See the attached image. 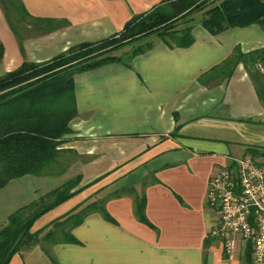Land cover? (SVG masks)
Listing matches in <instances>:
<instances>
[{"label":"crops","instance_id":"1","mask_svg":"<svg viewBox=\"0 0 264 264\" xmlns=\"http://www.w3.org/2000/svg\"><path fill=\"white\" fill-rule=\"evenodd\" d=\"M20 2L25 29H36L15 36L0 4V77L24 61H47L71 46L114 36L161 0ZM190 26L188 47L157 37L142 53L74 74L77 114L55 160L63 169L26 174L1 187L0 229L10 214L77 174L80 190L35 220L31 231L45 229L41 241L8 264H245L241 243L228 259L212 235L216 213L206 190L231 158L250 156L247 147L264 149V104L241 63L225 79L212 68L236 46L242 52L263 48L264 28L211 34L201 17ZM140 200L145 222L136 213ZM93 201H101L102 210L86 214L70 230L71 241L42 237L51 222Z\"/></svg>","mask_w":264,"mask_h":264},{"label":"trees","instance_id":"2","mask_svg":"<svg viewBox=\"0 0 264 264\" xmlns=\"http://www.w3.org/2000/svg\"><path fill=\"white\" fill-rule=\"evenodd\" d=\"M17 1L22 14L25 13L20 0ZM197 1L199 0H161L150 11L132 16L114 36L98 42H83L71 46L47 61H24L16 69L1 76L0 188L10 180L26 174L52 171L46 168L57 160L62 137L70 132L69 122L77 114L73 76L123 58V55H109L110 50L130 45L151 34H155L171 47H188L194 40L191 26L177 29V21L185 20L194 11L202 13L201 25L211 34L251 24H259L264 28V0H200L198 4ZM0 2L9 18L11 10L14 9L13 2ZM192 19L193 17L189 21ZM9 24L13 27V24ZM151 46V42L140 44L124 55L131 57ZM3 53L4 47L0 42V60ZM239 63L251 78L257 96L264 104V74L258 68L264 67V47L242 52L236 46L227 59L212 69L215 74L225 79L232 75ZM199 82L208 83L202 76ZM247 152L254 159L264 157V149L258 147H247ZM56 164L63 169L62 163ZM80 180L81 176L77 174L37 201L9 215L7 223L0 229V264H8L15 253L29 249L41 241L40 233L43 230L31 231L33 223L42 214L77 193L80 190L77 188ZM121 191L129 192L130 189L123 188ZM47 198H51V201L43 202ZM38 202H41L38 208L25 214ZM100 202L75 206L51 222V229L42 237L52 239L58 232L61 240L71 241L70 230L86 214L99 207L102 210ZM136 213L141 221H146L143 200L136 203ZM244 253L245 264H250V243Z\"/></svg>","mask_w":264,"mask_h":264},{"label":"built area","instance_id":"3","mask_svg":"<svg viewBox=\"0 0 264 264\" xmlns=\"http://www.w3.org/2000/svg\"><path fill=\"white\" fill-rule=\"evenodd\" d=\"M206 201L215 210L211 233L228 259L250 243V264H264V164L252 156L231 158L208 181Z\"/></svg>","mask_w":264,"mask_h":264},{"label":"rangeland","instance_id":"4","mask_svg":"<svg viewBox=\"0 0 264 264\" xmlns=\"http://www.w3.org/2000/svg\"><path fill=\"white\" fill-rule=\"evenodd\" d=\"M11 1L14 4V6H13L14 9L11 10L12 13H11V15L9 14V18L7 17L3 6H2V8H3V11H4V15H5V21H7V24L11 27V29H12L13 33L15 34V36L18 37L19 35H23V34L29 32V31H34L36 29V27H33L31 30L30 29L29 30L25 29V26L26 25L23 24V22L26 20V18L22 15L21 10L18 8L19 7V3H18L17 0H11ZM199 2H200V0L197 1V4ZM0 4H1V2H0ZM205 10H207V8ZM201 16H202V13L201 12H195L194 11V12L190 13V15L185 20L177 21V29H184L185 27H187L188 25H190L191 24V21H189L190 18L193 17V19H192V22H193V20L195 18H198V17H201ZM9 19H10V21H9ZM9 23L13 24V27L14 28ZM157 39L158 38H157V36L155 34H151V35H148V36L142 38V40L135 41V42L131 43L130 45L127 44V45H122L119 48L116 47L115 49L110 50L108 52V54L109 55H123L124 53H130L133 48L139 46L138 44H146V43L151 42L150 40L155 41ZM94 54H96V53H94ZM258 68L260 69V72H262L264 74V67L258 66ZM256 161L262 163V162H264V158H262V157L261 158H257ZM62 163H64V162L62 161ZM49 166L50 167H48L46 169H52V171H56V170H59L60 169V167L57 166V164L55 165V163L52 164V165H49ZM62 166H64V165L62 164ZM49 201H51V198H47V199L43 200V202H49ZM40 204H41V202H38V204L35 207H33L32 209H28L25 214H30L31 211L32 210H35V208H38V206ZM50 229L48 228V230H50ZM55 229L56 228H54V230ZM44 230L45 229H43V231L40 233V235H42V233L44 232ZM56 234H58V232ZM243 244H245V242L244 243H241V249L239 250L240 252L245 251L247 249V246H245ZM243 247H245V250H244Z\"/></svg>","mask_w":264,"mask_h":264}]
</instances>
